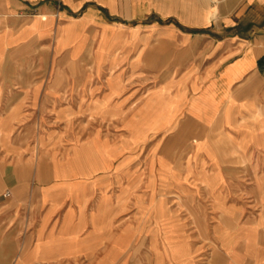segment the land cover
Instances as JSON below:
<instances>
[{"label":"rangeland","instance_id":"374dc122","mask_svg":"<svg viewBox=\"0 0 264 264\" xmlns=\"http://www.w3.org/2000/svg\"><path fill=\"white\" fill-rule=\"evenodd\" d=\"M7 23L0 13V30ZM20 48L0 46L1 216L59 162L72 179L91 172L104 189H130L124 223L137 234L109 264H264V85H243L218 118L207 100L200 113L185 83H153L149 69L100 72L50 45ZM73 262L88 264H62Z\"/></svg>","mask_w":264,"mask_h":264},{"label":"crops","instance_id":"0c3cea01","mask_svg":"<svg viewBox=\"0 0 264 264\" xmlns=\"http://www.w3.org/2000/svg\"><path fill=\"white\" fill-rule=\"evenodd\" d=\"M259 9L264 12V0H0L8 22L0 30V46L50 45L76 66L100 72L149 69L145 74L155 77L153 83H185V96L196 95L189 99L198 102L200 113L207 100L209 114L220 118L231 99H243V85H264V13ZM244 20L248 33L239 31ZM48 164L52 167L43 170L50 178L13 195L7 215L0 214L12 222L0 228V264L122 261L132 233L137 234L124 223L129 212L121 197L130 189H104L91 172L72 179L76 172L68 176L54 166L59 162Z\"/></svg>","mask_w":264,"mask_h":264},{"label":"bare ground","instance_id":"6f19581e","mask_svg":"<svg viewBox=\"0 0 264 264\" xmlns=\"http://www.w3.org/2000/svg\"><path fill=\"white\" fill-rule=\"evenodd\" d=\"M114 83H115V82H114ZM114 83H113V84H114ZM114 85H115V84H114ZM115 86H116V85H115ZM113 87H114V86H113ZM115 88H116V87H115ZM116 90H117V89H116ZM195 103H196V102H195ZM198 106H199V105H198ZM150 109H151V108H150ZM135 134H136V133H135ZM193 134H194V132H193ZM36 136H37V135H35V137H36ZM189 136H190V135H189ZM133 137H134V136H133ZM133 137H132V138H133ZM36 142H37V141H36ZM199 142H200V141H199ZM201 142H202V140H201ZM196 144H197V143H196ZM196 144H195V145H196ZM36 145H37V144H36ZM103 145H104V144H103ZM34 146H35V145H34ZM202 147H204V146H202ZM99 148H100V147H99ZM200 148H201V147H200ZM36 149H37V148H36ZM36 149H35V151H36ZM196 150H197V149H196ZM33 152H34V151H33ZM42 152H43V150H42ZM49 152H50V151H49ZM96 154H97V153H96ZM32 155H33V154H32ZM32 155H31V156H32ZM94 155H95V154H94ZM97 155H98V154H97ZM34 156H35V154H34ZM35 157H36V156H35ZM32 158H33V157H32ZM35 159L37 160V158H34V160H35ZM96 159H97V158H96ZM34 162H35V161H34ZM56 167H57V166H56ZM93 167H94V166H93ZM94 168H95V167H94ZM58 170H59V169L57 168L56 171L58 172ZM90 188H91V187H90ZM74 193H75V192H74ZM259 225H260V224H259ZM259 245H260V244H259Z\"/></svg>","mask_w":264,"mask_h":264}]
</instances>
